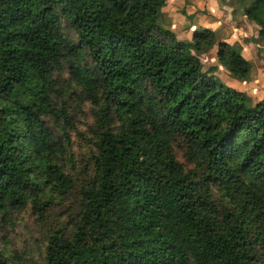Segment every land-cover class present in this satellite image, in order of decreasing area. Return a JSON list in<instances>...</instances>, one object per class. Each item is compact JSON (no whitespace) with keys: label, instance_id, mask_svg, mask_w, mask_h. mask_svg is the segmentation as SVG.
<instances>
[{"label":"trees","instance_id":"trees-1","mask_svg":"<svg viewBox=\"0 0 264 264\" xmlns=\"http://www.w3.org/2000/svg\"><path fill=\"white\" fill-rule=\"evenodd\" d=\"M166 1L0 0V264H264V99L217 74L251 63ZM233 2L264 42V0Z\"/></svg>","mask_w":264,"mask_h":264},{"label":"crops","instance_id":"crops-1","mask_svg":"<svg viewBox=\"0 0 264 264\" xmlns=\"http://www.w3.org/2000/svg\"><path fill=\"white\" fill-rule=\"evenodd\" d=\"M188 1L190 0H167L162 11V23L166 27L173 29L181 40L190 41L194 30L209 27L220 33L221 38L224 41L231 44L236 42L237 34L234 32L232 33L231 31L228 32L226 29L230 21L228 17H225L226 4L219 2V0H198L199 5H197V15L195 10L190 11L189 9L188 12L186 11L184 6H188ZM228 6H232L230 17L235 24L241 21V18L246 19L252 27L256 28L257 32V25L249 21L243 13L239 12L233 3H230ZM243 55L246 59L252 62L244 53ZM215 56L216 49L213 51L212 56H210L211 65L217 64ZM217 74L228 84L246 91L255 102L264 99L263 85L256 83L257 81H255L253 75V66L251 78L245 82L231 77L227 70L222 66H220Z\"/></svg>","mask_w":264,"mask_h":264},{"label":"rangeland","instance_id":"rangeland-1","mask_svg":"<svg viewBox=\"0 0 264 264\" xmlns=\"http://www.w3.org/2000/svg\"><path fill=\"white\" fill-rule=\"evenodd\" d=\"M233 1H236V0H233ZM233 1L232 3H234ZM219 2H223L224 4H226L225 17H228V19H230V21L228 20L229 24L226 27L227 31L228 32L231 31L232 33L234 32L235 34H237L236 42H239L240 44H242L243 46L242 53H244L246 57H248L253 62V63L252 62L250 63H251V66H253L254 79L255 81H257L256 83H259L260 85L262 84L263 89H264V42L258 40L256 28L252 27V25L249 24L246 19L241 18V21H239L236 24L232 21V18L230 17V14L232 13L231 12L232 6H228L231 2L221 1V0H219ZM188 3L189 4L187 7L186 5L184 6L186 8V11L188 12L190 9V11L195 10L196 11L195 13H197L198 12L197 5H199V1L190 0L188 1ZM237 9L239 12H241L239 8ZM203 61L205 64V68H208L211 66L210 57L204 58ZM251 100L253 103L255 102L253 98ZM73 108H75L74 110H71V114L73 115V117L77 120L84 119V116H83L84 113L81 111V109H79L78 107H75L74 104H73ZM78 143L79 141H76V144H75L76 150L78 149V146H77ZM32 228H33L32 218L28 214H21L16 219L15 225L14 226L9 225L5 229L4 233H5L6 238L8 237L9 240L13 242H17L19 246V245H22L21 244L22 242L24 243V241H21V240L27 239L24 237V235L28 233L34 234ZM29 242L32 243L31 240H29ZM96 257H97V249L95 248L82 249L80 253V258L77 263H73L71 261H64V260H61L60 256H55L53 257V264H92L93 262L96 261L95 260ZM95 264H104V263L97 262Z\"/></svg>","mask_w":264,"mask_h":264}]
</instances>
